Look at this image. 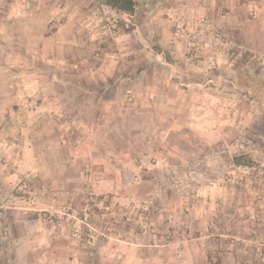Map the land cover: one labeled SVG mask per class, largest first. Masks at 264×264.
<instances>
[{"label": "rangeland", "instance_id": "1", "mask_svg": "<svg viewBox=\"0 0 264 264\" xmlns=\"http://www.w3.org/2000/svg\"><path fill=\"white\" fill-rule=\"evenodd\" d=\"M133 1L0 0V264H264V54Z\"/></svg>", "mask_w": 264, "mask_h": 264}, {"label": "crops", "instance_id": "2", "mask_svg": "<svg viewBox=\"0 0 264 264\" xmlns=\"http://www.w3.org/2000/svg\"><path fill=\"white\" fill-rule=\"evenodd\" d=\"M190 1L192 3V9L189 8V10H192V14L197 12L195 14H200L202 15L201 17L204 16L207 18L211 22L212 27L216 29V32L214 33H220L229 37L235 34L238 36L237 43L241 46L244 45L243 48L244 50H248V55L250 57L253 56V51H260L264 54V0ZM182 3L184 4V0H170V7L176 11L181 10L184 6ZM174 5H177L178 7L175 8ZM248 12L250 15H248ZM175 17H177V15L173 16V18ZM181 17V15H178V18ZM155 20L157 21L158 19ZM161 21L162 20L160 19L159 22ZM168 22L169 24L165 29L179 33L174 22L171 20H168ZM214 33L213 31H209L203 34V36L206 40H213ZM230 42L234 44L232 39ZM206 51L209 52V48H207ZM232 66L234 67V65ZM248 67H251V65H248ZM210 194L209 189H206L200 193V196L203 197V201L211 204L212 199H207Z\"/></svg>", "mask_w": 264, "mask_h": 264}, {"label": "trees", "instance_id": "3", "mask_svg": "<svg viewBox=\"0 0 264 264\" xmlns=\"http://www.w3.org/2000/svg\"><path fill=\"white\" fill-rule=\"evenodd\" d=\"M104 3L111 6L112 8L125 11L132 12L134 9V1L133 0H103ZM242 155H235L232 157V160L235 164H249L248 160H243ZM260 253H264V248L260 250Z\"/></svg>", "mask_w": 264, "mask_h": 264}]
</instances>
